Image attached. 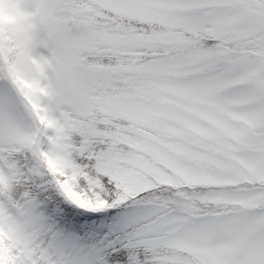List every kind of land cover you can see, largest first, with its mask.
<instances>
[{
    "label": "snow or ice",
    "instance_id": "6c2138e0",
    "mask_svg": "<svg viewBox=\"0 0 264 264\" xmlns=\"http://www.w3.org/2000/svg\"><path fill=\"white\" fill-rule=\"evenodd\" d=\"M0 264H264V0H0Z\"/></svg>",
    "mask_w": 264,
    "mask_h": 264
}]
</instances>
